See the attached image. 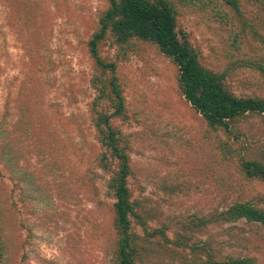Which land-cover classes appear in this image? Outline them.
<instances>
[{
	"label": "rangeland",
	"instance_id": "obj_1",
	"mask_svg": "<svg viewBox=\"0 0 264 264\" xmlns=\"http://www.w3.org/2000/svg\"><path fill=\"white\" fill-rule=\"evenodd\" d=\"M163 2L177 40L230 95L264 99V0ZM110 9V0H0V264L118 262L117 163L102 159L92 119L111 108L91 114L88 44ZM104 33L96 49L115 64L124 101L110 124L129 159L134 264H210L208 252L264 264V224L227 211L264 212V182L239 172L242 160L264 164V113L209 127L155 44L117 46Z\"/></svg>",
	"mask_w": 264,
	"mask_h": 264
},
{
	"label": "trees",
	"instance_id": "obj_2",
	"mask_svg": "<svg viewBox=\"0 0 264 264\" xmlns=\"http://www.w3.org/2000/svg\"><path fill=\"white\" fill-rule=\"evenodd\" d=\"M110 1L111 9L105 19L107 21L103 22L99 34L94 35L88 43L89 54L97 68V75L91 81L97 93L95 101L91 103V114L92 108L98 107L101 103L108 104L111 108L110 113L103 114L102 110H99L98 115L93 109L92 119L100 145L105 150L102 159L105 156L107 158L108 153L110 161L117 163V170L110 179L109 185L114 191L116 200L115 221L120 235L116 254L117 264H134L133 250L129 248L127 239L129 196L125 179L129 173V159L125 150L119 147L117 133L110 124L112 118L123 116L124 101L117 77L114 75L115 64L101 59L96 49L98 41L105 36L104 32L110 31L114 35L117 46H126L133 38L155 44L159 51L178 67L182 94L209 127L222 125L246 112L264 113V99L230 95L223 82L220 83L216 76L205 70L195 53L185 43L177 40L174 18L176 12L168 4L162 3V0ZM115 17L120 19L114 21ZM106 164L104 163L105 168H107ZM239 172L247 180L264 182V164L256 160H242L239 163ZM227 211L232 220L245 218L247 221L264 224V212L255 210L249 204L236 203ZM207 259L210 264H256L253 259L246 257L223 258L219 260L220 262H216L209 252Z\"/></svg>",
	"mask_w": 264,
	"mask_h": 264
}]
</instances>
